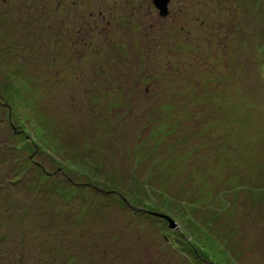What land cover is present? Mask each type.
Returning <instances> with one entry per match:
<instances>
[{
	"label": "rangeland",
	"instance_id": "374dc122",
	"mask_svg": "<svg viewBox=\"0 0 264 264\" xmlns=\"http://www.w3.org/2000/svg\"><path fill=\"white\" fill-rule=\"evenodd\" d=\"M46 1L0 0V264H264V0Z\"/></svg>",
	"mask_w": 264,
	"mask_h": 264
},
{
	"label": "trees",
	"instance_id": "16d2710c",
	"mask_svg": "<svg viewBox=\"0 0 264 264\" xmlns=\"http://www.w3.org/2000/svg\"><path fill=\"white\" fill-rule=\"evenodd\" d=\"M59 2V1H58ZM20 3H22V6H23V13L20 14V18L18 20V23L22 22L24 23L25 26H30L31 24L33 25H36V27H46V25L48 27L52 26L55 22L59 23L60 25H62L64 27V29L66 30V32H64V36H66L67 38H71V33H70V30L67 29V23H66V20L64 17H56L54 15V12L56 11V9L54 8V6H51L50 3H48V1L46 0H24V1H21L20 0ZM56 19V21H53V19ZM0 20L4 21V19L0 18ZM28 26V27H29ZM61 35V34H60ZM62 39V36H60V40ZM66 39V38H65ZM65 39L62 40V42H65ZM259 39V38H258ZM66 44V42H65ZM66 47V45H63ZM15 50H16V47L14 46ZM13 49V48H11ZM50 49V48H49ZM48 49V50H49ZM47 51V50H46ZM42 57V60L43 59V55L40 54V58ZM45 62V60H44ZM37 67V66H36ZM184 80H187L189 79V76L188 77H185L183 76ZM8 106V112L6 113V120L7 122L9 123V126L12 128V132L13 133H17L16 136H19L20 135V138H22L25 142H24V145H28V147H30L31 145L33 146L34 149H38L39 152L42 153V148H41V145L38 143L37 140H35L33 138V136L30 134V132H28L27 130H25L24 128H22V126L20 124H18L17 122H14L13 119H12V112L11 111V107L10 105H7ZM10 112V113H9ZM231 118V117H230ZM247 119V122H250L251 121V113H247V112H244V117L242 119ZM242 119H236V121H241ZM233 119H231V122H232ZM21 127V128H20ZM8 150V147L5 146L4 144H0V150L2 152H4V150ZM53 156V155H52ZM176 156V155H175ZM53 158L55 159L56 157L53 156ZM24 159V158H22ZM26 162H28L26 160ZM36 163L37 165H39V167L42 169V174L45 175L47 172H48V169H47V166H45L44 163L42 162H38L37 160L35 161L34 158H29V162L28 164H31V163ZM142 162H138L137 164H141ZM136 165V164H135ZM2 167H0V170H1ZM61 168V167H60ZM4 169V167L2 168ZM63 170V169H61ZM3 173V171H0V175ZM65 173V172H64ZM19 176V175H18ZM16 178V180H18L20 177ZM103 189V188H102ZM115 191V190H113ZM120 193V192H119ZM121 194V193H120ZM0 199L1 196H0ZM122 199L123 201H128V198L125 197V196H122ZM151 208H154V209H157L156 207H152ZM139 210V209H137ZM161 215H167L169 217H171L167 212L163 211V213H161ZM166 218V216H165ZM172 218V217H171ZM167 219V218H166ZM173 219V218H172ZM168 222H169V225H170V221L169 219H167ZM174 220V219H173ZM177 223V222H176ZM82 226V225H81ZM84 226V225H83ZM170 227H173L172 225H170ZM170 230V229H169ZM168 230V231H169ZM167 231V228L165 230H162V232L165 234ZM171 232H174L172 229H171ZM177 250H179L177 248ZM187 250H191L193 251V253L196 255L197 254V250L194 246H192L191 244L188 245V247L185 249V250H180L182 252V254L186 255L190 260H191V263L192 264H197L195 262L198 261V262H202L201 264H204L203 259H201V257H196L194 256L193 259L191 256H189L186 251ZM190 253V251H188ZM199 264V263H198Z\"/></svg>",
	"mask_w": 264,
	"mask_h": 264
},
{
	"label": "water",
	"instance_id": "95a60500",
	"mask_svg": "<svg viewBox=\"0 0 264 264\" xmlns=\"http://www.w3.org/2000/svg\"><path fill=\"white\" fill-rule=\"evenodd\" d=\"M152 2L159 9L160 14L164 15L168 12L169 0H152ZM165 216L167 219H169L170 225L174 226L176 222L171 217H169L167 215H165Z\"/></svg>",
	"mask_w": 264,
	"mask_h": 264
}]
</instances>
